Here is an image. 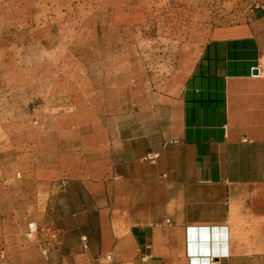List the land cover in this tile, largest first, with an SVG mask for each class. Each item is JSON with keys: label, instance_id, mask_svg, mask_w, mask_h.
Masks as SVG:
<instances>
[{"label": "crops", "instance_id": "crops-1", "mask_svg": "<svg viewBox=\"0 0 264 264\" xmlns=\"http://www.w3.org/2000/svg\"><path fill=\"white\" fill-rule=\"evenodd\" d=\"M137 44L8 136L0 264H264V16Z\"/></svg>", "mask_w": 264, "mask_h": 264}, {"label": "rangeland", "instance_id": "rangeland-1", "mask_svg": "<svg viewBox=\"0 0 264 264\" xmlns=\"http://www.w3.org/2000/svg\"><path fill=\"white\" fill-rule=\"evenodd\" d=\"M251 15L264 16V0H0V161L8 136L33 121L29 107L80 102L114 56L128 72L130 41L139 57L172 63L182 45Z\"/></svg>", "mask_w": 264, "mask_h": 264}, {"label": "built area", "instance_id": "built-area-1", "mask_svg": "<svg viewBox=\"0 0 264 264\" xmlns=\"http://www.w3.org/2000/svg\"><path fill=\"white\" fill-rule=\"evenodd\" d=\"M86 239V238H85ZM55 264H62L61 262H57V263H55Z\"/></svg>", "mask_w": 264, "mask_h": 264}, {"label": "water", "instance_id": "water-1", "mask_svg": "<svg viewBox=\"0 0 264 264\" xmlns=\"http://www.w3.org/2000/svg\"><path fill=\"white\" fill-rule=\"evenodd\" d=\"M258 71L257 70H255V73H257Z\"/></svg>", "mask_w": 264, "mask_h": 264}]
</instances>
